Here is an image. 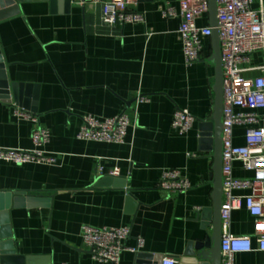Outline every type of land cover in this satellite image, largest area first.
Returning a JSON list of instances; mask_svg holds the SVG:
<instances>
[{
    "label": "crops",
    "instance_id": "1",
    "mask_svg": "<svg viewBox=\"0 0 264 264\" xmlns=\"http://www.w3.org/2000/svg\"><path fill=\"white\" fill-rule=\"evenodd\" d=\"M167 3L180 12L179 0L138 2L132 8L145 14V23L114 27L103 23L99 0H74L69 12L51 0L17 2L16 12L0 18V63L12 91L11 103L0 100V149L34 150L33 130L41 126L51 134L43 150L58 157L54 164L0 160V264L4 255L27 264H111L92 258L83 226L129 228L127 248L145 240L138 256L124 251L120 264H163L165 258L180 264L189 244L211 233L200 215L213 206L214 194L213 153L201 135L215 115L213 43L204 39V60L188 65L181 17L162 16ZM260 3L253 0V9ZM198 26H210L209 15ZM263 64V54H254L244 76L264 75ZM139 94L148 102L136 117ZM14 106L39 125L14 116ZM178 110L195 119L186 135L172 126ZM234 111L263 118L262 110ZM123 113L131 121L123 144L78 139L85 116L107 120ZM247 129L234 128L235 146L246 145ZM167 170H179L191 189L160 190ZM233 171L239 179L254 176L239 162ZM254 226L246 208L233 212L231 233L251 237L256 246ZM235 264H264V254H238Z\"/></svg>",
    "mask_w": 264,
    "mask_h": 264
},
{
    "label": "built area",
    "instance_id": "2",
    "mask_svg": "<svg viewBox=\"0 0 264 264\" xmlns=\"http://www.w3.org/2000/svg\"><path fill=\"white\" fill-rule=\"evenodd\" d=\"M102 21L105 25H135L145 23V14L132 7L138 0H102ZM180 12L167 3L161 8L164 18L181 17L178 30L183 45L185 61L188 65L202 62L203 41L212 35L211 26L200 27L198 20L209 15L208 0H179ZM218 30L221 40L223 61V192L224 200L221 208L222 240L221 264H235L238 254L258 251L264 254V127L260 122L264 119V75L257 78L244 76L245 68L256 53L264 56V0L258 10L253 9V0H217ZM264 73V64L259 68ZM148 102V98L139 94L135 100V116L140 104ZM14 116L39 125V120L30 112L14 106ZM235 108L262 110L263 118L255 113H235ZM195 119L186 110H178L173 118V129L186 135L193 128ZM131 121L123 113L107 120H98L88 115L82 119V127L78 139L87 142L123 144ZM247 126L246 145H234V128ZM50 131L37 126L33 130L34 150H2L0 160L18 165L28 163L54 164L57 156H49L43 148L50 142ZM236 162L242 164L244 170L254 176L239 179L234 176L233 167ZM115 169L112 175L119 176ZM159 189L166 193H185L192 187L179 170L164 172ZM237 192H246L237 194ZM246 208L255 218L254 237L256 246L249 236H236L230 231L233 212ZM81 236L84 245L90 250L92 258L98 262L120 264L124 251L138 256L145 245L140 238L137 245L127 248L125 243L130 237L129 228H94L83 226ZM163 264H177L172 258H165Z\"/></svg>",
    "mask_w": 264,
    "mask_h": 264
},
{
    "label": "water",
    "instance_id": "3",
    "mask_svg": "<svg viewBox=\"0 0 264 264\" xmlns=\"http://www.w3.org/2000/svg\"><path fill=\"white\" fill-rule=\"evenodd\" d=\"M31 1V0H0V18L5 17L11 12L17 11V2ZM57 3L64 11L69 12L74 0H51ZM86 2L87 0H80ZM102 1V0H99ZM148 0H138L143 2ZM209 1V18L210 26L212 28V43L214 50V59L216 62V102L215 115L211 124H204L205 132L202 133L203 142L210 145V152L213 153L214 158V194L213 206L204 209L200 217L209 221L211 224V233L204 240L192 242L189 244L186 253L180 257V264H221V240H222V220L221 208L224 200L223 192V108H224V89H223V61L221 51L220 33L218 30V3L217 0ZM14 92L15 91V86ZM11 86L8 83L4 65L0 63V100L11 103ZM17 100V98H15ZM21 100L19 99L18 102ZM133 103L128 102V106ZM34 111V110H33ZM27 259L22 256H7L2 257L3 264H27Z\"/></svg>",
    "mask_w": 264,
    "mask_h": 264
}]
</instances>
